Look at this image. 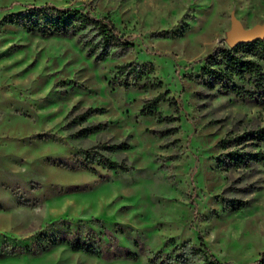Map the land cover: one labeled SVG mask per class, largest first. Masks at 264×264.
I'll return each instance as SVG.
<instances>
[{
  "label": "rangeland",
  "instance_id": "obj_1",
  "mask_svg": "<svg viewBox=\"0 0 264 264\" xmlns=\"http://www.w3.org/2000/svg\"><path fill=\"white\" fill-rule=\"evenodd\" d=\"M41 4L104 16L132 46L94 60L71 37L1 22ZM230 16L243 28L260 24L264 0H0V264H148L170 240L196 243L198 235L224 264H248L264 252V160L232 166L223 156L264 144L218 141L262 124L264 102L240 100L199 76L202 57L225 44ZM122 62L150 63L146 76L158 85H118L114 66ZM162 91L155 109L171 119L140 114L142 101ZM95 122L98 129L79 132ZM117 142L125 147L99 145ZM79 149L126 169L81 168ZM232 199L246 203L231 209ZM58 218L104 227L116 247L103 237L99 254L64 243L18 253ZM122 250L136 257L111 255Z\"/></svg>",
  "mask_w": 264,
  "mask_h": 264
},
{
  "label": "trees",
  "instance_id": "obj_2",
  "mask_svg": "<svg viewBox=\"0 0 264 264\" xmlns=\"http://www.w3.org/2000/svg\"><path fill=\"white\" fill-rule=\"evenodd\" d=\"M1 22L14 23L27 32L34 31L39 36H64L71 37L81 47L86 55H91L94 60L107 56H119L127 52L132 43L119 34L114 25L104 16H96L89 11L73 9L70 7L58 8L48 4L24 5L21 11L3 16ZM202 65L199 76L204 83L213 81L221 91L228 90L240 100H250L255 103L264 102V37L253 42H240L228 47L226 44L214 46L201 59ZM115 82L126 88L129 86L150 87L158 85L148 79L146 73L151 70L148 62H122L116 64ZM117 75V77H116ZM143 78L141 83L138 81ZM236 80H241L249 84L245 88L243 84H238ZM209 85V84H208ZM165 92H158L152 97L142 101L139 113L153 116L156 120H170L171 116L162 115L156 109V103ZM175 112L176 105L172 97L166 100ZM90 108L83 111L87 113ZM82 114V115H83ZM81 115V114H80ZM81 115V116H82ZM101 126V122H95L82 126L81 133H90ZM172 128L166 129V131ZM249 139L252 145L264 144V122L251 128H247L234 137L221 138L219 145H237L240 141ZM103 149H117L125 147V143L117 142L110 144H99ZM77 154L81 156V162L77 165L81 168L92 170V163L102 165L110 169H126V164L121 161L108 159L100 154L90 153L87 150L79 149ZM226 163L232 166L247 165L249 162L264 160V151L260 148L251 152L244 150H232L223 153ZM246 203L244 199H232L228 201L231 209H236ZM33 246L22 244L18 248V253H36L47 246L55 243H64L70 249L80 250L87 253L99 254L101 239L106 238V243L111 247H116L114 236L101 227L95 231L92 228L77 224L70 225L66 219L58 218L40 225L31 234ZM135 245L136 242H134ZM170 248L163 251L156 249L146 257L148 264H224L218 261L204 246L201 237L197 236V242L182 241L177 243L173 240L169 242ZM112 250V249H111ZM122 257L134 259L136 254L128 250H122L116 254ZM248 264H264V252H260L258 257Z\"/></svg>",
  "mask_w": 264,
  "mask_h": 264
},
{
  "label": "water",
  "instance_id": "obj_3",
  "mask_svg": "<svg viewBox=\"0 0 264 264\" xmlns=\"http://www.w3.org/2000/svg\"><path fill=\"white\" fill-rule=\"evenodd\" d=\"M264 37V22L243 28L232 16L229 17V27L224 32V43L230 47L240 42H253Z\"/></svg>",
  "mask_w": 264,
  "mask_h": 264
}]
</instances>
